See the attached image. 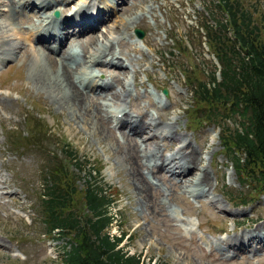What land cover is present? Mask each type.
Wrapping results in <instances>:
<instances>
[{"label": "rangeland", "instance_id": "obj_1", "mask_svg": "<svg viewBox=\"0 0 264 264\" xmlns=\"http://www.w3.org/2000/svg\"><path fill=\"white\" fill-rule=\"evenodd\" d=\"M210 1L141 0L140 3L134 2L131 12L132 17L141 19L136 21L135 28L129 29V32H118L113 28L112 19H108L97 32L107 28L108 36L111 34L113 41L116 40L114 49L124 52L134 67V74L129 73L124 80L129 92L126 110L133 117L147 113L161 115L163 123L177 118L178 126L173 127L172 132L179 133L177 135L189 142L192 148H198L204 165L207 166L213 154L208 168L209 182L213 183L209 193L224 202L225 207L219 211L218 206L208 203L204 196L192 197L182 193L178 185L172 187L169 184L175 180L168 182L171 176L159 169L157 162L158 166L150 168L157 176L154 178L149 170H145L148 165L137 153V165L140 172H144L143 180L153 188V205L142 201L136 195L127 169L118 166L111 155L109 142L117 143L114 138L121 142L113 122L105 125L108 131L105 140L101 139L103 135L96 136L80 126L76 128L67 123V111H60L46 91L33 85V79H28L27 75V59L19 55L0 63V264H55V259H51L47 250L57 254L65 241H41L44 227L39 225V213L36 212L39 210L38 193L42 191V181L51 167L48 162L54 157L63 160L61 156L67 148L73 151L78 161L86 162L80 167L82 170H78L72 162H64L70 176L80 177L76 180V187L85 186V180L93 182V178L87 175L90 172L114 200L110 207L113 218L106 230L117 236L125 233L119 247L127 254L139 255L144 263L149 261L151 264H264V246L253 255L244 253L227 257L225 251H217V243L212 242H218L225 235L234 237L247 229L252 231L258 225L264 228V205H237L241 199L238 192L245 196L249 190L237 182L236 172L222 151L219 129L204 121L195 125L199 122L195 117L198 113H192L195 103L185 77L207 81V74L219 68L204 43L205 38L201 37L203 30L199 29L205 21L204 8L211 6ZM238 1L243 8H255L253 19L263 27L264 0ZM74 2L80 3V0ZM57 8L58 18L63 17L64 14ZM213 14L219 17L214 11ZM13 20L23 32H28L29 24L33 22L31 18L18 16ZM135 29L143 30L142 41L135 40ZM75 48L73 53L81 57L79 47ZM88 69L98 73L100 80L108 76L111 78L113 74L112 69L104 65ZM75 77L78 80V75ZM121 85H115L119 88L117 91H121ZM162 88L166 89L167 97L160 93ZM200 117V121L203 120L204 117ZM34 126L36 130L40 127V140L25 141L21 138V144L14 148L12 142L19 136L29 137ZM158 139L154 140L158 144L156 152L168 155L171 141ZM134 140L137 142V138ZM119 141V147H124ZM177 146L175 142L171 145L172 149ZM158 169L160 172L156 173ZM147 175H152L159 187L149 184L154 181H149ZM163 189H167L169 194L163 196ZM78 208H82L80 204ZM174 212L181 219L174 218ZM236 225L241 226L236 228ZM200 237L211 245H205ZM228 251L239 250L229 248Z\"/></svg>", "mask_w": 264, "mask_h": 264}, {"label": "bare ground", "instance_id": "obj_2", "mask_svg": "<svg viewBox=\"0 0 264 264\" xmlns=\"http://www.w3.org/2000/svg\"><path fill=\"white\" fill-rule=\"evenodd\" d=\"M134 2L140 3L141 0H80V3H76L74 0H0V63L12 60L19 55L27 59L28 79H33V85L39 90L46 91V94L52 99V103L60 111H67V123L74 127L80 126L81 129L90 131L96 136L103 135L101 139L105 140L108 134L105 125L113 122L115 129L119 132L118 138L121 142L114 139L124 147L122 149L116 142V145L109 142L111 155L117 160L118 166L127 169V175L130 177V181H133L136 195L140 196L142 201L152 203L153 188L145 183V179V181L143 180L144 172L141 173L137 165V153L141 154L143 163L148 165L145 170H149L150 174H155L150 168L159 165V169L170 174L168 182L175 180L169 185L172 187L178 185L182 189V193L192 197L204 196L210 204L218 206L220 211L225 207L224 202L219 201L210 194L211 192L209 193L213 183L209 182L208 171L210 170L208 168L211 166L210 161L213 154H211L207 166L204 165L198 148H192L189 142L177 135L179 133L172 132L171 129L178 124L177 118H172L168 121L169 123H163L161 115L155 116L147 113L133 117L125 108L129 92L124 86V80L129 73L134 74V67L131 59L128 62L124 52L114 49L116 40L113 41L111 34L110 37L108 36L109 30L105 28V31L98 33L97 29L108 19H112L113 28L118 32L132 29L136 21L141 20L132 17ZM55 8L59 9L64 17L61 16L58 20L49 19L50 12ZM88 8H94V10L96 8L93 17L86 16V12L91 10ZM140 14L142 15V13ZM16 15L33 19V22L29 24L28 32H23L15 26L13 19H16ZM120 35L122 36L123 33ZM116 45L119 44L116 43ZM75 47H79L82 53L81 57H76L73 53V50L76 52ZM84 50H86L85 53H83ZM96 65H104L108 69H112L111 78L108 76L110 78L108 80L105 76V79L100 80L98 73H92L93 70L88 69ZM116 69L118 70L114 71ZM75 75H78V80ZM115 85H121V91H117L119 88L117 89ZM123 121L124 123L121 124ZM125 124H129L127 130ZM135 138H137V142L134 140ZM158 138L161 141L167 139L171 141L168 146L171 151L168 155H158L156 152L158 144H155L154 140ZM174 142L178 146L172 149L171 145ZM153 157L155 160H151L154 159ZM151 161L153 162L151 163ZM159 172L160 170L156 173ZM152 175H147L150 178L149 181H154L149 184L158 187L159 184L154 179L157 176L154 175L153 178ZM1 178L3 179V177ZM161 191L163 196L169 194L167 189ZM173 215L174 218L181 219L176 212ZM254 230L257 231L256 234L247 231V233L236 236L230 242L226 239L223 242L228 247H232V245L245 240L247 236L263 240V227L258 225ZM200 239H203L204 244L207 245L205 238L200 237ZM216 248L221 249L218 245Z\"/></svg>", "mask_w": 264, "mask_h": 264}, {"label": "trees", "instance_id": "obj_3", "mask_svg": "<svg viewBox=\"0 0 264 264\" xmlns=\"http://www.w3.org/2000/svg\"><path fill=\"white\" fill-rule=\"evenodd\" d=\"M211 1V6L204 8L201 37L219 68L207 74V81L186 75L185 82L195 103L192 113H198L195 117L199 122L195 125L204 121L219 129L222 151L236 171L238 182L248 184L251 198H256L264 193V26L255 23L254 7L243 8L238 0ZM213 11L219 14L218 18ZM200 116L204 117L201 121ZM36 129L32 128L29 137L18 135L13 147L18 148L21 138L40 140V127ZM61 157L63 160L54 157L48 162L51 167L42 181L36 212L43 232L48 235L55 230L59 238L66 239L61 262L151 264L119 247L125 233L116 236L106 230L113 218L110 207L114 200L96 177L88 172L93 182L85 180V186L78 189L76 180L80 177L70 176L64 165L72 162L82 170L80 167L86 162L78 161L68 148ZM240 198V204L254 200L242 194ZM79 204L82 208H78Z\"/></svg>", "mask_w": 264, "mask_h": 264}, {"label": "water", "instance_id": "obj_4", "mask_svg": "<svg viewBox=\"0 0 264 264\" xmlns=\"http://www.w3.org/2000/svg\"><path fill=\"white\" fill-rule=\"evenodd\" d=\"M55 14L58 15L57 13H55ZM135 34H136V37H137L138 39H141L142 36H143V31H141V30H136V31H135ZM163 93L166 94L165 90H163Z\"/></svg>", "mask_w": 264, "mask_h": 264}]
</instances>
